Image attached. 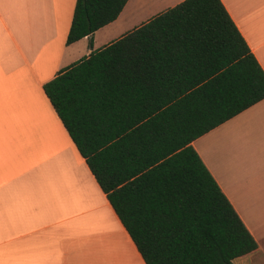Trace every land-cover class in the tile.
Segmentation results:
<instances>
[{
    "label": "trees",
    "instance_id": "16d2710c",
    "mask_svg": "<svg viewBox=\"0 0 264 264\" xmlns=\"http://www.w3.org/2000/svg\"><path fill=\"white\" fill-rule=\"evenodd\" d=\"M128 1L77 0L67 44ZM44 90L147 264H234L258 250L192 145L264 99V70L222 0L168 8Z\"/></svg>",
    "mask_w": 264,
    "mask_h": 264
},
{
    "label": "crops",
    "instance_id": "0c3cea01",
    "mask_svg": "<svg viewBox=\"0 0 264 264\" xmlns=\"http://www.w3.org/2000/svg\"><path fill=\"white\" fill-rule=\"evenodd\" d=\"M76 1L0 0V264H147L44 84L184 0H129L67 44ZM222 2L264 70V0ZM192 145L264 258V99Z\"/></svg>",
    "mask_w": 264,
    "mask_h": 264
},
{
    "label": "rangeland",
    "instance_id": "374dc122",
    "mask_svg": "<svg viewBox=\"0 0 264 264\" xmlns=\"http://www.w3.org/2000/svg\"><path fill=\"white\" fill-rule=\"evenodd\" d=\"M139 2H142L143 4L148 3V7L153 4H154V7L156 5L159 6L163 4V0H142V1L139 0ZM234 264H264V258H261L257 254H252L251 256L249 255V256H242V257L236 258L234 260Z\"/></svg>",
    "mask_w": 264,
    "mask_h": 264
},
{
    "label": "bare ground",
    "instance_id": "6f19581e",
    "mask_svg": "<svg viewBox=\"0 0 264 264\" xmlns=\"http://www.w3.org/2000/svg\"><path fill=\"white\" fill-rule=\"evenodd\" d=\"M140 1H142V0H140Z\"/></svg>",
    "mask_w": 264,
    "mask_h": 264
}]
</instances>
